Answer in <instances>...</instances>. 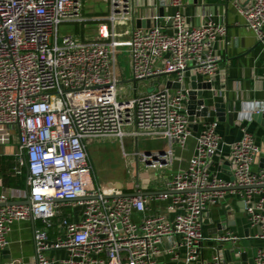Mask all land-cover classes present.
I'll return each instance as SVG.
<instances>
[{
	"label": "built area",
	"instance_id": "built-area-1",
	"mask_svg": "<svg viewBox=\"0 0 264 264\" xmlns=\"http://www.w3.org/2000/svg\"><path fill=\"white\" fill-rule=\"evenodd\" d=\"M142 1L150 10L172 14L149 17L160 27L129 31L134 91L167 75L174 76L168 83L179 89L167 88L166 81L129 97L118 88L115 27L134 21L136 0H110L111 40L93 42L59 34L62 24L84 22L78 0H0V127L17 135L14 174L23 168L28 173L21 201L0 199V249L7 245L13 223L33 220L43 225L34 231L36 264H237L220 249L205 253L208 241L237 239L204 232L214 207L230 209L227 192L244 205L242 213L253 231L249 238L264 240V167L252 170L260 150L246 129L229 148L230 179L221 180L212 172L222 145L219 123L203 125L187 168L156 197L168 200L165 213L147 215V197L106 199L123 193L94 184L87 140L115 138L123 146L129 138L184 147L192 130L186 74L192 72L209 88L218 75L213 46L226 36L225 27L211 21L188 24L185 0ZM232 7L264 45V0L234 1ZM168 154L134 156L159 169L167 165ZM135 215L141 217L137 222ZM252 264H264V247L255 251Z\"/></svg>",
	"mask_w": 264,
	"mask_h": 264
},
{
	"label": "crops",
	"instance_id": "crops-1",
	"mask_svg": "<svg viewBox=\"0 0 264 264\" xmlns=\"http://www.w3.org/2000/svg\"><path fill=\"white\" fill-rule=\"evenodd\" d=\"M234 1L244 3L246 0H227L226 2L185 0L184 14L188 24L200 26L205 21H211L215 25L226 28V36L219 39L213 46V54L219 60V71L215 83L212 87H208L209 89L204 90L201 97L188 99L187 105L194 112L195 122H192L191 137L186 145L179 147L169 145L166 141H150L152 143L142 145V150H139L140 141L126 138L121 149L123 157L128 159L129 171H125L120 181L100 182L95 172L96 167L107 157L112 160L113 156L119 154V148L116 147L119 140L115 138L87 140V154L96 186H102L109 192H121L124 195L162 192L166 183L175 174L187 168L188 161L194 153L195 140L203 125L209 121L219 123L218 133L222 139L220 151L213 159L212 172L214 175L221 180L230 179L226 159L230 145L240 139L242 129H246L254 137L255 144L260 150L252 170L253 172L262 170L264 167V119L257 122L251 119V115L264 113V45L256 40L253 33L244 25L243 19L233 9L232 2ZM106 2L108 5L106 12L93 13L90 19L98 23L97 26L93 25L96 27L95 33L85 35L84 39L78 36H72L73 38L80 42H93L98 39L111 40V25L107 20L110 14V0ZM143 3L142 0H136L134 21L115 27V30L121 29L120 32L116 30L115 34V41L119 48H125L127 51L129 31L133 26L136 27L135 23L141 17L144 18L143 21H150V27H160L161 22L153 21L149 17L153 14L157 16L172 14L171 10L155 11L152 8L150 10L148 6L144 7ZM193 78L192 72L186 74V83L190 91L192 80H195ZM172 80L174 76L167 75L164 81H146L137 86V92L134 91L136 86L133 85L131 92L127 95L132 97L135 94H145L153 91L152 84L166 81L168 84ZM200 82V79L195 80L196 85ZM217 108L225 114L223 122L217 116ZM203 111H205L204 114ZM126 141L131 142L134 148L131 153L124 150ZM136 152L145 154L167 152L169 153L167 165L159 169H151L147 164L137 161L134 156ZM18 154L16 133L0 127V199L9 201V203H18L27 191L28 173L26 169L23 168L19 175H15L13 171L14 168H18ZM156 197H147V215L165 213L168 200L161 201ZM225 198L230 209L225 211L222 207H214L211 210V222H207L204 226L205 236L231 235L237 239L221 244L206 242V256H210L212 248H217L224 253L227 261L252 264L255 251L264 247V240L249 238L253 231L249 230L244 215L237 217L241 214L240 202L230 192H227ZM140 218V215H135L133 221L137 222ZM220 223H225L224 228L220 226ZM42 227L40 221L33 220L13 223L7 236V245L0 249V264H36L34 231ZM53 233L54 231L50 232L51 235ZM235 252L241 253L240 258L237 259L234 256Z\"/></svg>",
	"mask_w": 264,
	"mask_h": 264
},
{
	"label": "rangeland",
	"instance_id": "rangeland-1",
	"mask_svg": "<svg viewBox=\"0 0 264 264\" xmlns=\"http://www.w3.org/2000/svg\"><path fill=\"white\" fill-rule=\"evenodd\" d=\"M80 3L79 15L80 18L84 20L82 23L78 22H69L67 24H62L59 27L60 36H73V37H82V39L86 38L85 35H91L95 33L96 21L90 20L93 17V13L101 14L106 12L108 9L107 0H78ZM94 22V23H91ZM92 27V28H91ZM117 31H121L120 28L116 29ZM83 35V36H81ZM118 77L120 79V84L118 86L119 91L124 92L126 95L131 92L132 86L134 83L131 82L132 76L130 72V62L129 56L125 48H118ZM164 81V77L160 79ZM146 143H152L150 141H140V148L142 150V145ZM116 147L119 148V154L112 157V160L108 157L104 159V161L100 162L96 167V174L98 176V180L102 181H120L124 177V173L126 170L129 171V167L127 166L128 159L123 157V152L121 149L120 142L117 141ZM124 150L128 153H131L134 148L132 147L131 142L126 141L124 144ZM129 156V155H128Z\"/></svg>",
	"mask_w": 264,
	"mask_h": 264
},
{
	"label": "water",
	"instance_id": "water-1",
	"mask_svg": "<svg viewBox=\"0 0 264 264\" xmlns=\"http://www.w3.org/2000/svg\"><path fill=\"white\" fill-rule=\"evenodd\" d=\"M136 27L137 28H143V29H148L150 28L151 24H150V21H140V20H137L136 23H135ZM192 84H191V91H189L188 93V96L189 98H192V99H195L196 97H201L202 96V92L204 90H207L208 89V86L207 85H204V84H199V85H196L195 83V80H192ZM133 82V81H131ZM167 88H172V89H179V85L178 84H172V83H168L167 84ZM217 111V116H219V120L221 122L224 121V112L223 111H219L218 108L216 109ZM205 113V111H203V114ZM188 115H189V121L190 122H193L194 121V112L192 111L191 108H188ZM251 119L254 120V121H257V122H261L262 119H264V113H257V114H254V115H251ZM161 156L164 155V153H160ZM246 188H235L233 190H237V191H242V190H245ZM222 191H229V189H223ZM163 193L162 192H159V193H133V194H130V195H113V196H107L106 199H112V198H117V197H128V198H132V197H149V196H159V195H162ZM25 204H28V202H26ZM1 206V205H0ZM243 203H240L239 204V208L241 210V214L238 215L237 217H241L243 215ZM220 229V228H219Z\"/></svg>",
	"mask_w": 264,
	"mask_h": 264
},
{
	"label": "clouds",
	"instance_id": "clouds-1",
	"mask_svg": "<svg viewBox=\"0 0 264 264\" xmlns=\"http://www.w3.org/2000/svg\"><path fill=\"white\" fill-rule=\"evenodd\" d=\"M250 107H252V106H250ZM249 118H250V113H249Z\"/></svg>",
	"mask_w": 264,
	"mask_h": 264
}]
</instances>
